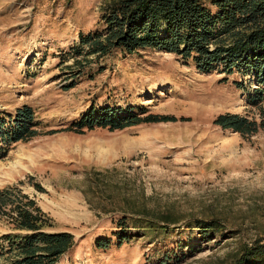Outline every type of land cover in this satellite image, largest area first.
<instances>
[{"label":"rangeland","instance_id":"rangeland-1","mask_svg":"<svg viewBox=\"0 0 264 264\" xmlns=\"http://www.w3.org/2000/svg\"><path fill=\"white\" fill-rule=\"evenodd\" d=\"M105 1L0 0V118L29 105L40 132L27 142L0 141V188L17 186L52 218L55 231L75 237L57 264H153L162 252H181L180 244L191 247L182 250V264H203L264 238V127L242 137L213 124L226 113L264 123V99L256 98L251 76H227L220 67L202 74L173 54L140 50L112 54L94 79L63 90L72 62L60 65V54L79 33L99 28ZM102 106L145 108L176 121L59 131ZM123 198H145L149 208H170L187 220L215 219L224 230L208 242L184 230L119 246L113 233ZM9 232L0 220V234ZM98 238L110 246L98 249Z\"/></svg>","mask_w":264,"mask_h":264},{"label":"trees","instance_id":"trees-1","mask_svg":"<svg viewBox=\"0 0 264 264\" xmlns=\"http://www.w3.org/2000/svg\"><path fill=\"white\" fill-rule=\"evenodd\" d=\"M140 50L173 54L191 61L202 74L217 67L227 76L235 72L247 74L257 85L256 98L264 99V0H209V6L206 0H106L99 28L79 33L78 43L69 52L60 54V65L72 62L65 66L69 83L63 90L75 88L83 77L94 79L104 71L101 61L112 54L133 55ZM237 86L242 88V84ZM145 113V108L92 107L59 131L83 135L94 129L114 132L140 124L176 121L172 116ZM36 120L31 106L16 108L12 114L0 118V141L9 146L39 136ZM213 124L242 137L253 136L264 127L262 122L230 113L218 115ZM34 187L44 192L41 186ZM145 201V198L141 201L123 198L122 216L115 221L113 233L119 246L134 238L154 243L184 230L189 233L196 230L208 242L224 230L215 219L187 220L170 208L151 209ZM0 220L10 230L0 234V264H57L76 245L71 233L55 231L52 218L15 185L0 188ZM110 244L108 238L95 240L98 249H106ZM190 248L180 244L181 252H162L153 264H182L186 256L182 250ZM203 264H264V238H255L234 253Z\"/></svg>","mask_w":264,"mask_h":264}]
</instances>
